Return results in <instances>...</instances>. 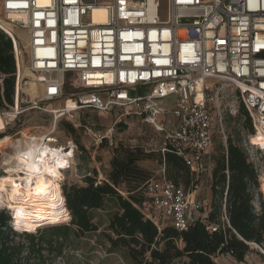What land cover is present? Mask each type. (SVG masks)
<instances>
[{"label":"built area","instance_id":"built-area-1","mask_svg":"<svg viewBox=\"0 0 264 264\" xmlns=\"http://www.w3.org/2000/svg\"><path fill=\"white\" fill-rule=\"evenodd\" d=\"M2 8L3 18L26 34L29 62L22 66L18 32L0 24L17 65L14 104L0 109V119L61 99L69 86L65 105L74 101L72 111L136 114L164 133L162 151L182 156L197 176L207 169L216 121L227 146L224 120L238 114L237 103L254 134H264V0H2ZM30 82L39 97L26 91ZM61 116L42 135L7 136L0 128V140L9 138L0 143V170L16 166L13 173H24L32 162L43 163L47 146L61 153L54 161L62 173L71 169L83 150L73 137L60 141L54 134ZM85 127L96 145L111 138ZM242 133L240 144L259 170L264 150L252 142L254 134ZM144 192V211L160 226L168 221L184 231L203 218L193 191L165 176L148 180Z\"/></svg>","mask_w":264,"mask_h":264},{"label":"trees","instance_id":"trees-1","mask_svg":"<svg viewBox=\"0 0 264 264\" xmlns=\"http://www.w3.org/2000/svg\"><path fill=\"white\" fill-rule=\"evenodd\" d=\"M19 49L23 51L20 42ZM16 72L13 40L0 28V109L14 104ZM241 110L247 118V131L254 134L243 105ZM67 130L73 134V124L68 123ZM239 140L229 136L227 146L218 147L211 170V205L205 217L192 222L184 231L168 223L160 226L145 213L144 186L153 174L139 161L158 159L164 163L168 179L187 185L196 174L185 159L171 150L154 153L119 146L114 149L105 180H98L92 174L84 176L82 184L62 182L70 221L51 227V232L63 235L65 231H72L80 235L95 231L99 226L94 221L93 210L112 204L114 209L101 233L111 249H123L136 264H218L215 257L219 254H230L244 261L252 244L264 247V196L260 190L259 170L249 160ZM262 189L264 191V182ZM11 221L8 211L0 210V264H30L23 256L24 244L11 239L18 234ZM25 234L34 237L28 232ZM52 234L45 242L48 247L53 244ZM43 242L38 246L39 255ZM32 249L30 254L35 252L33 245ZM42 264H46L45 261Z\"/></svg>","mask_w":264,"mask_h":264},{"label":"rangeland","instance_id":"rangeland-1","mask_svg":"<svg viewBox=\"0 0 264 264\" xmlns=\"http://www.w3.org/2000/svg\"><path fill=\"white\" fill-rule=\"evenodd\" d=\"M163 8H165V4H163L162 9ZM2 18L3 8L2 0H0V20H2ZM14 30H16L20 36V43L23 48L21 52V62L22 66L25 67L29 62L28 50L26 49L27 36L23 30H18L16 28ZM33 88L34 82H30L26 91L32 97H39L40 91H34ZM71 90L72 89L68 86L66 95L61 99L50 102H39L42 108H29L17 117L5 116L0 119V128L5 130L7 128V136L13 135L18 131H31L37 135L46 133L54 124L56 113L52 111L65 105V99L70 96ZM172 102V98L165 99L166 104ZM66 103L69 104L68 106L73 105L72 100H68ZM24 106L27 108L30 104L25 101ZM237 106L239 108L238 114L232 115L229 113L224 120L225 131L228 137L231 136L235 141L241 140L244 136L242 132L248 133L245 127L247 118H245L246 115H244L241 110L242 104L237 103ZM43 107H46L48 111L43 110ZM121 113H125L122 108H114L108 113L84 109L66 113L58 119L56 127L57 132L54 134L60 141H65L67 138L73 137L83 150L82 154L76 156L74 165L72 166L73 169L71 168L63 172L62 178L60 177L59 179L60 188L64 180L82 184L84 180L82 175L85 172L87 174L90 170L94 176H97L98 180H105L107 178L106 174L111 168V159L115 155L114 149L119 146L133 150H143L145 152H162L161 148L165 140L162 131L158 130L154 125L143 122L142 119L134 113L120 116ZM68 123L73 124L75 128L73 134L69 133L67 130ZM85 125L92 128L94 132L109 134L111 138L104 140L101 145H96ZM17 137L18 135L13 136L10 141H13L14 138ZM7 139L9 138H6L0 143L5 142ZM111 141L112 144L110 143ZM260 142L264 144L261 138H259L258 143ZM225 143V138L220 130L219 123L216 121L213 146L208 155L210 158L209 161L214 163L213 156L217 152L218 147L220 145H225ZM259 161L261 164L259 168L260 190L264 196V191L262 189L264 177L261 178V175L264 174V151L260 150ZM139 164L149 169L154 176H159L165 172L163 170V167H165L164 163L155 158L140 160ZM8 167H12V169L0 170L2 172L1 176L16 174L12 172V170L15 171V166ZM211 168H213V165ZM192 182V184L190 183L187 185L183 181L180 183L188 191L192 192L195 190L193 193L204 203V207H210L211 202L207 200V194L211 190V169L208 167L203 173L198 176L195 175ZM123 193L125 194V192ZM2 209H6L10 216L15 218V230H18V234H15L11 239L14 240V242H21L24 244L25 250L23 256L27 257L30 264H42L43 261H45L46 264H136L123 249H111L106 238L101 233L106 228L109 214L114 209L112 204H107L105 209H94V221L98 224L99 228L95 231L80 235L74 234L72 231H65L63 235L52 234L51 227L69 224L70 218L67 221L58 223L39 224V227L37 226L36 228L27 230L25 229L26 226L18 222V212L10 208L8 202L5 201V203L0 204V210ZM166 223L170 224L168 221H166ZM25 232L33 234L34 237L27 236ZM51 234L53 244L52 247H48L45 242L51 238ZM41 242H43L44 245L42 243V251L39 255L38 246L41 245ZM32 245L34 246L35 252L30 254L29 250H33ZM215 260L218 264H264V247L258 244H252L251 252H249L244 261H238L230 254H219L215 257Z\"/></svg>","mask_w":264,"mask_h":264},{"label":"bare ground","instance_id":"bare-ground-1","mask_svg":"<svg viewBox=\"0 0 264 264\" xmlns=\"http://www.w3.org/2000/svg\"><path fill=\"white\" fill-rule=\"evenodd\" d=\"M0 24L8 30L15 29L4 18L0 20ZM33 90L37 91L35 83ZM75 108L76 105L73 101L72 106L63 105L54 111L58 116L63 115L62 110L71 113ZM259 138L264 141V134L261 132L254 134L252 142L264 150V144L258 143ZM33 149L35 148L30 149L31 153ZM42 151L43 163L32 162L24 173L0 176V204L8 202L9 207L18 212V222L26 226L27 230L36 228L39 224L58 223L70 218L59 185V179L62 178L63 173L59 169V160L57 163L54 161L61 157V153L53 151L49 146ZM17 170L16 168L15 171ZM263 177L264 174L261 175V178Z\"/></svg>","mask_w":264,"mask_h":264},{"label":"crops","instance_id":"crops-1","mask_svg":"<svg viewBox=\"0 0 264 264\" xmlns=\"http://www.w3.org/2000/svg\"><path fill=\"white\" fill-rule=\"evenodd\" d=\"M68 105H69V104H67L66 106H68ZM173 121L176 122L177 120L173 118ZM209 159H210L209 156H207V157H206V160H205V165H206V166L208 165V167L212 170L211 167H212V165L214 166V163L211 162V161H209ZM208 167H207V169H208ZM72 169H73V168H72ZM76 170H77V168H76ZM163 170H164L165 172H163V173L160 174L159 176H154V175H153V177L156 178V179H160V178H162L163 176L167 177V176H166V170H165V167H163ZM205 171H206V170H205ZM88 172H89V171H88ZM88 172H87V173H88ZM90 172H92V171L90 170ZM85 175H86V172H85L82 176L84 177ZM193 192H195V190H194ZM194 195H195V194H194ZM196 198H197V197H196ZM197 199H198V198H197ZM198 200H199V199H198ZM207 200L210 201V202H211V200H212V191H211V190H210V191L208 192V194H207ZM202 203H203V202H202ZM203 204H204V203H203ZM203 209H204V211H203L204 213H202V214H203V217H205V215L207 214L209 208H208L207 206H205Z\"/></svg>","mask_w":264,"mask_h":264}]
</instances>
